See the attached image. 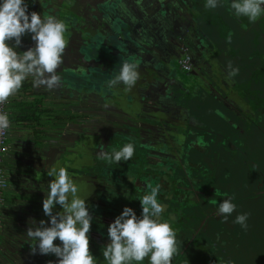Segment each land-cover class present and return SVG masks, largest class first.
Segmentation results:
<instances>
[{
  "label": "flooded vegetation",
  "instance_id": "af4514ba",
  "mask_svg": "<svg viewBox=\"0 0 264 264\" xmlns=\"http://www.w3.org/2000/svg\"><path fill=\"white\" fill-rule=\"evenodd\" d=\"M104 1L75 0L72 10L91 19L95 15H102L105 8L102 5ZM74 25L75 27L71 30L74 38L81 30H84L86 35L94 33L90 24L80 25L75 22ZM21 41L29 43L30 39L21 37ZM68 41L67 45L71 42L70 39ZM167 50L170 49L167 48ZM180 50L181 52L175 49V52L170 54L172 60L157 50L152 55V60L155 63L153 71H156L158 79L163 81L161 93H170L184 103V100H180L181 93L189 91L183 89V84H187L188 73L194 69L195 55L187 46H182ZM135 51L136 47L132 46L130 52ZM185 56L189 57V64L183 68L180 62ZM162 61L165 63L163 70L160 69L164 64ZM176 68L179 71V77L173 75ZM56 75L60 76L57 71ZM34 91L39 94L38 100L42 102V107L53 114L50 119L54 126L52 128L59 130L64 126L60 135L65 131L66 134L63 138L64 143H46L49 148L53 147L46 154H43L44 151L40 147L42 138H39L40 141L22 140L17 147L20 152L15 154V167L9 168L4 162L6 189L0 209L3 210V216L8 219L6 221L20 230L13 234L17 235V238L12 236L15 244L20 243L24 248L31 247V253L42 264H50V262L56 264L57 258L53 254H40L41 256L36 254L38 250L33 251L35 242L29 240L25 233L27 228L31 227L33 220L37 226L40 220H44L47 226L49 218L42 211V199L45 192L41 189H47L48 182L53 179L46 175L50 167L63 166L80 186V194L86 199V206L92 216L87 235L89 250L96 258L95 263L98 261V264H106L100 250L108 243V224L125 206L133 208L139 216L141 206L136 198L144 194L146 184L150 183L153 187L160 186L157 199L166 210L162 215L163 219L171 217L169 211L172 210L169 207L175 209L172 213L174 219L181 218L176 213L181 206L190 207L194 212L196 210L198 212L197 217L191 215L190 218L196 220L191 219L185 228L193 234V238H190L189 244H183L181 250L176 248L171 264H228L229 261L231 264H264L262 240L264 235V142L257 144L247 135L241 136L248 127L243 129L237 125L232 119L234 115L223 106L214 104L223 113L231 114L234 128L220 120V132H228L229 138L223 134H220V137H214L213 132L207 129L208 132H199L204 134L202 136L204 139L203 144L198 145L196 140L201 137L199 133H194L197 128L192 127L187 129L188 135L179 136L180 132H178L175 142L168 143L167 140L159 141L154 136L152 138L148 132L149 121L140 113L130 109L114 114L97 108V105L90 106L76 97H68L58 88L44 84L34 86ZM160 105L163 107L161 110L164 111L165 121L169 123L166 107L162 101ZM107 108L112 109L109 105ZM247 112V109H241L239 114L245 118L241 119L250 125L253 119L247 115ZM79 125L82 126L79 128L81 132L87 136L88 146L77 147L74 144L78 135H74L73 132ZM169 126L174 127L172 124ZM178 127L181 131V126ZM237 128L240 131H237ZM126 142L134 144L131 160L110 164L99 157L100 151L111 152L113 148H119ZM58 150H60L59 154H57ZM172 154L208 155L198 156L197 160H202V165L193 166L186 162L185 165L182 164L180 168H177ZM61 155L73 161H66L60 157ZM163 156H169L168 159L174 163L162 158ZM57 159V164H53V161ZM3 160L5 161V154ZM216 160L220 162V183L215 170ZM211 165L215 172L211 169ZM14 168L17 170V177L12 176ZM210 175L213 176L212 183L207 181ZM212 184L216 185L214 189ZM229 197L232 198L231 202L236 207L225 219L223 214H218L217 205L221 200ZM10 208L11 212L8 211ZM57 211H62L59 205L55 206L53 214ZM244 213H247L246 227L234 223L237 214ZM212 220L214 225H211ZM172 222L170 221V225L173 224ZM193 223L198 225H192ZM178 240H182V237L178 238L176 235V242ZM59 243L58 240H54V244ZM192 246L193 249L190 250ZM144 264H147V258Z\"/></svg>",
  "mask_w": 264,
  "mask_h": 264
},
{
  "label": "water",
  "instance_id": "95a60500",
  "mask_svg": "<svg viewBox=\"0 0 264 264\" xmlns=\"http://www.w3.org/2000/svg\"><path fill=\"white\" fill-rule=\"evenodd\" d=\"M74 2L75 0H26L29 12L35 11L42 16L53 15L66 24L65 37L67 42L68 39L71 42L66 44L62 62L56 69L60 74L59 81L52 88H58L68 97H76L90 106L97 105V108L114 114L127 109L140 113L149 121L148 132L152 138L154 136L159 141L167 140L168 143H173L178 138L179 127L172 128L169 126L171 124L165 121L164 111L161 110L163 107L160 105L163 81L158 79L156 71H153L155 63L152 55L160 50L165 57L169 56L172 60L170 54L175 52V49L181 52L180 48L187 46L195 55L194 69L188 73L187 84H183V89L189 92L183 91L180 100H184L182 104L188 109L196 108L194 110L197 112L192 113L191 117L201 124L198 123L195 127L198 130L193 129L194 133L206 132L209 129L214 137L223 134L229 138L228 132L218 131L210 118L212 115L219 116L220 120L233 127L231 114L245 119L239 114L241 109H247V115L251 116L254 122L262 120L264 99L251 94L249 81L245 78L249 74L253 78L254 73H248L247 70L254 62L246 64V58L239 50L234 49L232 41L246 36L252 37L251 42L255 44H259L261 39L264 41V15L249 23L246 17L232 14L230 0H219L215 9L205 8V0H105L102 3L105 7L102 15H95L90 19L84 14L73 12ZM75 22L80 25L90 24L94 33L86 35L84 30H81L74 38L71 30L75 27ZM229 33L231 43L228 42ZM22 37L29 38L30 42L21 41L20 52L34 47V41L29 34ZM132 46L136 47L134 53L130 52ZM123 57L139 65V78L127 91L123 84L108 86V81L119 73L122 63L125 62ZM252 59L253 56L248 58ZM164 65L165 63L162 64L161 70ZM229 66L238 69L235 76L227 74L230 71ZM173 75L179 77L177 68ZM214 104L223 106L231 114L223 113ZM108 105L112 109H108ZM42 110L46 109L42 107ZM198 112L203 113L200 115ZM218 113H222V117ZM209 114L212 115L208 117ZM81 127L79 125L73 132L78 135L74 143L77 147L88 146L86 134L79 129ZM57 129L46 138L55 144L64 143L66 131L60 135L63 128ZM236 130L240 131L239 128ZM198 135L204 139V134ZM52 148L46 144L41 150L46 154ZM60 150L56 153L59 154ZM204 155L208 154H172L177 168L186 162L193 166L202 165V160L197 158ZM60 157L73 161L62 155ZM168 157L162 158L172 162ZM57 162L58 159L53 161V164ZM21 249L24 253L22 258L26 262L24 264H42L31 253V247ZM37 252L36 254L41 256Z\"/></svg>",
  "mask_w": 264,
  "mask_h": 264
},
{
  "label": "clouds",
  "instance_id": "9594fccd",
  "mask_svg": "<svg viewBox=\"0 0 264 264\" xmlns=\"http://www.w3.org/2000/svg\"><path fill=\"white\" fill-rule=\"evenodd\" d=\"M219 0H205L204 7L215 9ZM264 0H230L229 7L237 17H246L249 23L264 15ZM66 24L53 15L42 16L28 11L26 0H0V103L15 94L22 82L31 75L33 85L54 86L59 77L56 69L62 62L67 40ZM29 34L34 47L17 52L21 37ZM9 41H12L10 44ZM228 42L231 43L229 33ZM138 63L125 61L120 71L108 81V86L123 84L130 90L139 78ZM229 76H235L237 68H231ZM221 115L222 113H218ZM7 113L0 112V130L8 129ZM198 145L203 144L197 138ZM134 154V144L126 142L111 152H99V157L118 164L129 161ZM46 175L52 177L42 199V211L48 222L35 220L26 230V237L35 242L33 251L41 255L53 254L56 264H95V257L89 250V236L92 216L86 206V199L80 194V186L63 166H51ZM159 185L146 184V191L139 200L141 212L138 216L133 208L125 206L119 215L107 226L108 243L102 246L101 254L106 264H171L176 253V232L169 219H163L164 206L158 202ZM232 198L223 199L217 205L218 214L226 219L235 210ZM59 205L62 211L55 214ZM247 213L237 214L234 223L246 227ZM58 240L59 244H54ZM51 264V262H50ZM228 264H231L229 261Z\"/></svg>",
  "mask_w": 264,
  "mask_h": 264
},
{
  "label": "crops",
  "instance_id": "0c3cea01",
  "mask_svg": "<svg viewBox=\"0 0 264 264\" xmlns=\"http://www.w3.org/2000/svg\"><path fill=\"white\" fill-rule=\"evenodd\" d=\"M251 39L252 37L249 36H246L242 39L236 38L234 39V41H232V44L234 49L239 50L240 54L244 58H246V64L250 65L252 62H254V64L247 70L248 73H254L253 78L250 77V74L246 75L245 78H247V80L249 81V90L251 91V94L253 96H259L260 98L264 99V41L261 39L259 44H255L251 42ZM16 50L17 52H20L19 47L16 48ZM250 56H253L252 60H248ZM22 85H24L26 89H22L21 91H17L15 94L11 95L10 103L8 106L11 129L7 141L9 147L7 151H5L4 162L5 165H7L9 168H11V166L15 167V154H18L20 152L17 147L19 146V144H21L22 140H41L40 142H42V145H40V147L42 148V146L46 145V143H50V141L47 140L48 138H46V136L49 133H52L53 130H56V128H52L54 126L51 124L52 121L50 120L51 115H53L52 112L48 110H42V102L38 100L39 94L35 93L34 91L32 76L29 75L22 82ZM160 98L163 102V105L166 107L169 123L177 127L181 126L179 136L188 135L186 133L187 129H192V127L198 126V120L191 117L192 113H194L193 108L188 109L187 106H184L170 93H162ZM14 102L23 103L29 106L31 110H36V113L28 114L26 116L33 115L35 116V118L37 117V119L30 117L32 119L29 118L23 120L24 114L21 113V108H19L18 105L14 104ZM232 119L243 129L246 128V126L248 127V129L245 130V132L242 133L241 136L247 135L248 138L253 139V141L257 144L264 142V115L262 116L261 121L254 122L252 120V122H250V125H247V123H245L244 120H242L240 117L232 116ZM212 124L217 127L218 131H220L219 116H214ZM63 127L64 126H62V128ZM196 130H198V128ZM218 136L220 137V134H218ZM39 138L42 139L39 140ZM12 172L10 171V173L13 174L12 176L17 177V170H15V168L12 169ZM8 211L11 212V208L10 210L8 209ZM180 219L183 218L181 217ZM5 220L8 219L5 218ZM177 220L178 218L174 219V222L172 223H175ZM17 231H20L19 228L11 226V222L8 223L7 226L0 228V264L26 263L22 258L24 256L23 250L21 249L23 245L20 243L19 245L15 244V240H13L12 237L14 236L15 238H17V235H13ZM10 249H13V251H11ZM31 264L37 263L31 262Z\"/></svg>",
  "mask_w": 264,
  "mask_h": 264
},
{
  "label": "rangeland",
  "instance_id": "374dc122",
  "mask_svg": "<svg viewBox=\"0 0 264 264\" xmlns=\"http://www.w3.org/2000/svg\"><path fill=\"white\" fill-rule=\"evenodd\" d=\"M190 107H192V105L190 106ZM193 109H195L196 110V108H194V107H192ZM194 110V113L195 112H197V111H195ZM203 112H198V114H202ZM212 114H209L208 115V117L209 116H211ZM214 119V116L212 115V117L210 118V121L211 120H213ZM212 125V124H211ZM202 131H204V130H202ZM220 150V149H219ZM220 152V151H219ZM216 162H217V166L215 167V170H216V173H217V176H218V182L220 183V162H219V160H216ZM214 163H215V161H214ZM216 165V164H215ZM211 169L213 170V172H215V170H214V167H213V165H211ZM219 169V170H218ZM211 170V171H212ZM211 171H208V173H211ZM205 177H206V175H205ZM212 175H210L209 176V178H208V180L207 181H209V183H212V182H214L213 181V179H212ZM239 181H240V179H239ZM207 183V182H206ZM214 184V183H213ZM213 184H212V189H214L215 187H216V185L215 186H213ZM147 189L145 188V191H146ZM169 209H171L172 211H169V213H170V216L172 217V213L175 211V209H172V207H169ZM166 212V210H164L162 213H161V216L164 214ZM176 213H178V214H181V215H179V217H182L183 219H178L175 223H173V225H171L174 229H175V232H176V235H177V237L178 238H181L182 237V240H178L177 242H176V248L178 249V250H181L182 249V247H183V244H185V245H187V244H189V241H190V238H193V234H190V232H189V230H185V228L188 226V224H189V221L192 219L193 221L194 220H196V219H194V218H190L191 217V215H192V217H197V214H198V212H197V210L194 212L193 210H192V208H190V207H186V208H184V206H181L180 207V209H178L177 210V212ZM204 221H205V219H204ZM214 220H212V222H211V225H214L215 223L213 222ZM196 224V226L198 225V223H193L192 225H195ZM262 240H263V242H264V235H262ZM188 242V243H187ZM193 249V246L190 248V250H192ZM97 261V260H96ZM95 264H98V261L95 263Z\"/></svg>",
  "mask_w": 264,
  "mask_h": 264
},
{
  "label": "built area",
  "instance_id": "2783aa9c",
  "mask_svg": "<svg viewBox=\"0 0 264 264\" xmlns=\"http://www.w3.org/2000/svg\"><path fill=\"white\" fill-rule=\"evenodd\" d=\"M188 64H189V57L185 56L180 62V65L183 68H186ZM9 103H10V97H8V99L3 103H0V112L7 113L8 117H9V111H8ZM10 129H11V122L8 129L0 130V206L3 202L4 191L6 189V178L4 175V171L2 169V161H3V155L5 154L6 151V145H7Z\"/></svg>",
  "mask_w": 264,
  "mask_h": 264
},
{
  "label": "trees",
  "instance_id": "16d2710c",
  "mask_svg": "<svg viewBox=\"0 0 264 264\" xmlns=\"http://www.w3.org/2000/svg\"><path fill=\"white\" fill-rule=\"evenodd\" d=\"M22 89H26L24 85H22L21 88L18 91H21ZM14 104L18 105V107L21 108L20 111H21V113L24 114V117H23L24 119L23 120L29 119L30 117L35 118V116H33V115L32 116H26V115L34 114V113H36V110H31V108L29 106H27V105H25L23 103L14 102ZM30 119H32V118H30ZM35 119H37V117ZM8 147H9V145L7 143L6 150L8 149ZM2 168L4 170V160L2 162ZM0 212H2V213H0V228H3V227L8 225V222L5 220V218L3 216V210L2 209H0Z\"/></svg>",
  "mask_w": 264,
  "mask_h": 264
}]
</instances>
